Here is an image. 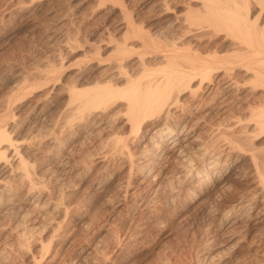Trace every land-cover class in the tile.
<instances>
[{
  "label": "rangeland",
  "instance_id": "rangeland-1",
  "mask_svg": "<svg viewBox=\"0 0 264 264\" xmlns=\"http://www.w3.org/2000/svg\"><path fill=\"white\" fill-rule=\"evenodd\" d=\"M105 1H107V3H105ZM142 1L143 0H126L125 7L127 9L129 8V10L132 9L133 12L137 11V7L143 4L145 0ZM109 2L111 1L0 0V108L2 109L4 106H8L7 108L10 110V115L6 116V119H3L5 117L2 118V122L5 121V123L2 124L13 134L11 136L16 134L14 137L17 141L21 142L22 140L20 141L19 139L25 138L26 144L28 143L32 149L39 151L36 152L34 158L33 156L28 158V162L30 164L33 163L29 167V170L32 174L30 176L34 178H32V180H34L35 184L33 181L32 184L30 180L28 181L26 179L24 181L17 178L16 173L20 170L14 172L15 177L13 181L15 182L11 180L12 178L9 180L7 179L10 186L11 181L16 185L13 186L12 184V187L16 189L13 188L16 201L14 200L15 203L13 202V204H11L13 206L7 205L2 208L3 210L0 208V264H246V262L247 264H258L259 262L256 258L260 261L259 264H264V246L262 247L264 244V230L258 232V234L253 227H248L249 229L247 227L242 228L241 222L233 225L228 223L222 229H216V224L219 221L218 219L224 218L230 207L239 206L240 203L242 204L246 200H250L249 198H251L253 194L255 195L252 196V201L254 199L258 200L257 210L261 208L264 209V203H262L264 202V198L261 197L264 196V190L262 191L264 187L259 186L258 190L256 189L257 186L255 181L257 179L255 180L256 174L253 172L254 168L252 163V157L255 155L260 162L262 161V164L264 163V131L260 133L261 130L258 131L255 128L254 131L252 130L254 129L252 126H248V124L244 125V123L249 122L250 116L248 117V115H252L254 112L258 111L259 108L261 109V103H264V97L261 95L264 94L263 89L253 87L252 79L249 78V81V79H247L249 76H245L241 70V72L239 70H235L232 73L228 72L231 76L227 75L224 77V79L232 78L233 80L237 78L236 86L239 84V88L237 87L236 91L233 89L228 92V90L222 86V79L219 77V79H217L216 74H214L211 76L212 78H210V80L207 79L206 81L205 79V85H202L201 88L199 87L202 91H193L197 92L198 95L197 93L193 95L192 92L188 91L191 93V96L186 91V94L183 93L180 96V104L183 107L185 106L184 108L189 116L185 115L183 119L179 121L176 120L177 116L174 112V115L170 117V119H174L173 121L171 120L173 123L177 121L178 127L185 121L184 132L191 127L190 130L193 137L195 136L197 138L195 141L197 143L194 142L196 145L191 143V147H195L198 143L201 144V142L205 145L207 142L205 146L208 147L209 144L212 148L216 147L218 144L219 146L226 144L227 142H225V140H232L242 144H239L238 151H235L233 154V159L236 158L235 167L230 170V173L227 175L228 177L226 176L221 180L222 182L219 181L216 183L215 186L212 187L214 190L212 188L207 190L212 193L209 194L206 191L202 196L203 198L201 197V199L193 205H190L187 200L192 192L197 189L196 184L195 186L187 185L186 192L184 191L177 196L178 199L176 198V201H171L172 203L168 201V199L170 200L168 189H166L167 191L165 192V189L157 188V191L152 192L155 190V187H153L155 182L153 181V183L150 181V178L147 180L149 183L145 184L148 186H146V190L138 189V184H136L137 187L135 186L136 177L133 174L135 172L132 171L133 169L136 171L135 167L137 168L140 165L138 163L140 161H138L139 159L136 155H134L133 158V156H127L125 152H123L124 156L118 153L119 146H116V139L117 136L122 138V143L126 145V152L134 153L135 150L138 149L134 153L136 154L139 151V148L136 147H139L141 143L138 139L143 137L146 138V136L150 135L149 133L151 131L145 132V128H142L141 134L133 138L129 131H126L128 126L124 125L122 127H125V130L122 129L121 125L124 119L122 116H119L120 114L112 120L114 123H111L112 127L110 128L111 130L108 131L109 134L99 129L101 127H96V129H82L73 125L71 129L75 130L76 128V130H72L73 133H71L70 126L67 124L65 125L66 122H63L65 119L67 120L69 116L68 111H65L66 114H63V110L67 104L64 93L66 92V88H68L64 86L70 87L71 84V86H74V84L77 83L75 85L79 88L81 83L82 87L84 84L85 87L90 84L89 82L92 77L90 74L94 69L93 66L97 62L93 49L97 47L95 45H98L97 42H99L101 38H104V40L101 39V41H105V37H107V35L104 36V34H107L105 30L114 27L113 25L118 20L117 5H114L115 8L111 9L113 4ZM254 3L249 7L250 9L253 8L251 10L252 15L256 16L255 14L257 11L259 12V7ZM133 6L136 7L134 8ZM136 8L137 10H135ZM114 14L116 16H113ZM260 14L258 15L260 19L257 17V19H259V21L257 20V24H262L264 28V6ZM113 17H115V19ZM90 44L94 45L91 46ZM51 70H54V72ZM35 71L40 75L45 74V78H41L42 75L40 76L38 73L35 74ZM32 73L36 75V78H34L35 76ZM27 74H29V76ZM20 76H23L25 79L27 78L26 80L28 82L25 83V88L22 91L16 92L14 88H12L14 86L13 83L22 80V82L25 81V79ZM239 76H242V79L245 77V81H241L242 79ZM38 78H40V81ZM246 79L248 81H246ZM209 81H211L210 84ZM8 83L13 85L10 86ZM51 85L53 86L52 88ZM40 86H43V88H40ZM205 86H207V88H205ZM28 87L29 89H27ZM10 89H12V92L9 91L8 93ZM237 89H239V91ZM231 92L234 93L232 94ZM6 93H8V95ZM1 97L4 99L1 100ZM35 102L38 106L36 105L35 108H32V104ZM61 103L64 104L62 105ZM62 106L64 108H62ZM186 107L190 108V110ZM58 108L61 110L60 113ZM119 108L122 109V106ZM116 109L112 112H115ZM37 110L39 112H37ZM56 112L61 116L58 117ZM15 114L17 115L13 116ZM62 114L65 116L63 117ZM59 118H61V120ZM50 121L55 123H51ZM10 123L13 126H11ZM51 124H54L53 126L57 125L56 130H54L55 128L53 127L54 131L59 130L63 124L66 126L61 128V133L59 131V133L53 132L55 134V137L53 136L55 141H53L54 138L52 136H49L50 138H43L42 136L45 125L48 126ZM9 127H12L13 130ZM118 127L119 129H117ZM219 127H224V131L222 128L220 131ZM225 128L228 129V134H226ZM63 129L65 130L64 132ZM212 130L216 131L213 132ZM77 131L79 133H77ZM90 131L91 133L86 134ZM217 131L222 134L220 133V136H218L219 134ZM211 133L213 134L211 135L212 137L210 136ZM56 134L58 135V140ZM69 134H71V136ZM111 135L112 138H110ZM225 135L230 139L228 140ZM232 135L233 138L231 137ZM108 136L109 139L107 138ZM40 137L42 138L41 140ZM213 137L214 139H212ZM128 139H132L133 142H130ZM241 139H243V142H247L243 143ZM220 140H224L223 143L221 141V145L219 143ZM49 141H53L55 145L52 146L53 144ZM144 142L146 143V141H143L141 145L144 144ZM210 142L212 144H210ZM57 143L59 146L55 147ZM32 144L36 148L32 147ZM50 144L51 149L54 150L50 149ZM192 144L194 146H192ZM103 145L106 147H101L102 149L104 148L102 150L100 146ZM129 147L130 150L133 149L134 151H130ZM48 149L50 150L48 151ZM116 149L117 151H115ZM240 151L243 152L244 155L239 153ZM255 152L262 159L259 158ZM114 153L117 156L114 155L115 157H112ZM194 153V151H189V154L193 157H191L192 164L198 166L200 165L198 163L200 159L197 160L198 157L196 153ZM240 154L243 157L240 156ZM64 155L66 157H62ZM130 158H132V160ZM126 160H129L131 163L129 164ZM170 160L171 159H168L167 161L170 162ZM242 160L247 161L243 162ZM66 161H68V163ZM171 162L168 163L167 168H171L172 171L178 170L172 167L174 164ZM133 164L135 166H133ZM127 165H130V167H126ZM262 166L264 167V164ZM131 168L132 171L127 170ZM66 170H68V172ZM58 172L64 173H61V175ZM232 172L234 175L236 172L237 173L234 176L231 175ZM242 173H244L243 176ZM252 174L255 175L253 176ZM60 177H62V180ZM18 180L24 181L23 184H20ZM60 180L61 182H59ZM159 180L156 184H160L162 181L164 182L161 184H166V181L167 183L169 182L168 179L165 178ZM124 181H126V184H124ZM36 182L38 183L37 185ZM9 183L7 184L9 185ZM132 183H134V185ZM40 184L42 186H39ZM25 185L29 187L27 188ZM26 188L30 189L26 191ZM36 188H40V190ZM260 188H262L261 191ZM30 190L34 192L31 193ZM136 192H140L141 194L139 193L140 195H137ZM261 193H263V195ZM215 197H217V200ZM260 198L263 201L259 200ZM48 200H51L49 201L51 205H49ZM208 200L211 201L209 202ZM52 203L58 205L56 206L58 209L52 210ZM209 206H211V210ZM213 207L216 209L213 210ZM203 212H205L206 215ZM256 227H258V225ZM222 230L224 232H222ZM256 236H259L260 239ZM251 253H253V257Z\"/></svg>",
  "mask_w": 264,
  "mask_h": 264
},
{
  "label": "bare ground",
  "instance_id": "bare-ground-1",
  "mask_svg": "<svg viewBox=\"0 0 264 264\" xmlns=\"http://www.w3.org/2000/svg\"><path fill=\"white\" fill-rule=\"evenodd\" d=\"M98 1H104V0H98ZM110 1L113 4L111 6V9L115 8L114 5H117L116 9H117V13H118V16H117L118 20L116 21L115 24L112 22L114 24L113 25L114 27L109 28L108 30H105V31H107V32H105L107 34H104V36L107 35V37H105L106 38L105 41H103L104 38H101V39H103L101 41V39L98 36V38L100 39L101 42L98 40L99 41V42H97L98 45H95L97 47L95 49H93L94 50L93 53L97 58V62L93 66L94 69H93L92 73L90 74L92 76L91 81L89 79L90 77L88 76L90 84L89 83H87V84H89L90 86L86 85V87H85V84H84V86H83L84 88H83L81 86L82 85V83H81L80 85L78 84L80 86L78 88L77 85H75V84H77L75 82H74L75 83L74 86H71L72 84L70 85V87L64 86V87H68V88H66V92L64 93L65 97H66L67 104L65 105L66 106L65 108L63 106H62V108H64L63 114H66V112L68 111L69 116H68L67 120L65 119L67 117H65L64 118L65 121H63V122H66L65 125L67 124L70 126L71 133H73L72 130H74V129H71V126L73 125L75 127L82 128V129L83 128H87V129H94L95 128L96 129V127L97 128L101 127L99 129H102L103 131L107 132V134H109L108 131H110L111 130L110 128L112 127L111 123H114V122H112V120L114 118L118 117V115L120 114L119 116H122L124 119V120L122 119L123 123H122L121 127L124 125L128 126V129L126 131H129V133L133 136V138H135L136 136H139L141 134L142 128H145V132L151 131L149 133L150 135H148V136L145 135L146 138L143 137V138L138 139L139 142L142 143L143 141H146V143L144 142V144H142V145L140 143L139 147H136V148H139V151L136 154H134V153L138 149L135 150L134 153L133 152H126L127 151L126 145L124 143H122V138L119 136H117V139L114 138L117 141L116 146H119L118 151H117V149L115 151H117L120 154H123V152H125L126 155L129 157L133 156V158H134V155H136L138 157V159H139L138 161H140L138 163L140 165L137 168L135 167L136 171H134V169L132 171V168H133L132 166H131L132 167L131 169H127V170H131L132 172H135V173H133L134 176L136 177L135 178L136 179L135 186H136V184H138L139 185L138 189L146 190L147 185H145V184L149 183V182H147V180L150 178L151 179L150 181L155 182V185L153 186V187H155V190H153L152 192L157 191L156 190L157 188L165 189L164 190L165 192L167 191L166 189H168L169 197H170V200L168 199V201L171 202V201L175 200L177 198V196H179L181 193H183L186 190L187 185H190V186L194 185L195 186V184H196L197 189L194 192H192L191 196L188 197V200H187L190 205H193L195 202H197L199 199H201V197L203 196V194L207 190L214 187L216 183H218L224 177H226L228 175V173H230V170H232L233 167H235L234 164L236 162V158L233 159V154L235 151H238L239 146L242 144L238 143L236 141H232V140L230 141L229 140L230 138L228 139V137H226V135H225V137L229 141L224 139L225 142H227L224 145H221L222 140H220L219 143L221 146H219V144L217 143L218 145L216 147L211 148V146L209 144H208V147L205 146L207 144V142L206 143L203 142V143H205V145L202 144V142H201V144L198 143L197 146L191 147V143H194L197 139L195 136L193 137L192 132L190 130L191 127H189V129L184 132L183 129H185V121L180 127H178V125H177L178 123H176L177 121L175 122L176 124L173 123L172 121L174 119L172 120V118L170 119V117L173 116L174 115L173 113L175 112V115L177 116L176 120L180 121L181 119H183V117L185 115H188L187 114L188 112L184 108L185 106L183 107L180 104L181 103L180 96L183 93H185L186 91L192 92L193 95L197 93V92H193L194 90L202 91L201 89H199V87L201 88L202 85H205L206 84L205 82L207 81V79L210 80V78H212L211 76L214 74H216L217 79H219V78L222 79V86L225 89H227L228 92L233 90V89L236 91V88L237 87L239 88V86H238L239 84L236 86L237 78H236V80L235 79L233 80L231 78L232 79L231 80V79H224V77L227 75L231 76L230 73H232L235 70H239V71L241 70L242 73L245 74V76L246 75L249 76L248 78L246 77L247 79H249V78L252 79L251 81H253L252 82L253 87L254 88L259 87V89L260 88L263 89V94H264V28H263L262 24L261 25H260V23L257 24L258 23L257 20L259 21V19H260V17H258V15L262 12V9L264 6V0H145V1L143 0L144 3L140 4L139 6L137 5L138 10L136 8L135 10H137V11H134V12L132 9L129 10V8L127 9L125 7L126 6V0L125 1L124 0H110ZM111 2H109V3H111ZM105 3H107V1H105ZM252 3H254L256 6L259 7V12L257 11L258 14L256 12V14H255L256 16L252 15L251 10L253 8L250 9V7H249L250 5H252ZM100 7H102V6H100ZM111 9H109V10H111ZM106 12H104V13H106ZM110 15H111V13H110ZM113 16H116V15L114 14ZM257 17L259 19H257ZM113 18L115 19V17H113ZM107 24H108V22H107ZM102 34H103V32H102ZM92 45H94V44H92ZM89 53H92V52H89ZM83 70H82V72H83ZM51 71L54 72V70H51ZM10 72H11V70H10ZM40 72H41V70H40ZM228 72H230V73H228ZM36 73H38V72L35 71V74ZM19 74H21V73H19ZM8 75H10V74H8ZM11 75H13V74H11ZM15 75H17V74H15ZM27 75L29 76V74H27ZM38 75H40V74L38 73ZM41 75L40 76L42 78V77H44L45 74L44 75L41 74ZM79 75H81V74H79ZM34 76L33 77L36 78V75H34ZM11 77H13V76H11ZM20 77L22 78L23 76H20ZM20 77H18V78H20ZM25 77H27V76H25ZM235 77H236V73H235ZM239 77H241V79L243 78L242 76H239ZM76 78H75V80H76ZM23 79H25V78L23 77ZM26 79H25L26 82L25 81L22 82L23 81L22 80L20 82L13 83L14 86L12 88H14V90L16 92L22 91L25 88V83L28 82ZM39 79L40 78H38V80ZM85 79H86V77H85ZM205 79H206V81H205ZM244 79H245V77H244ZM244 79H242L241 81H245ZM247 79H246V81H248ZM250 79H249V81H250ZM32 80H34V79H32ZM5 81H3V82H5ZM12 81H13V79H12ZM211 81H209V84ZM65 82H66V80H65ZM67 82H68V80H67ZM80 82H81V80H80ZM9 84H10V86L13 85V84L11 85V83H8V85ZM194 84H195V86H194ZM41 85H44V84H41ZM44 86H46V85H44ZM52 87L53 86L51 85V88ZM40 88H43V86H40ZM196 88H198V89H196ZM205 88H207V86H205ZM27 89H29V87ZM64 90H62V91H64ZM237 90L239 91V89H237ZM9 91L12 92V89L8 90V93H9ZM58 91L59 90L57 89V92ZM190 92H188V93L191 95ZM8 93H6V94L8 95ZM10 94H12V93H10ZM13 94H14V92H13ZM59 95H60V93H59ZM197 95H198V93H197ZM261 96L264 97V95H261ZM20 97H21V95H20ZM2 99H4V98L1 97V100ZM5 99H6V97H5ZM23 99H25V98H23ZM37 99H39V98H37ZM60 100H61V98H60ZM263 100H264V98H263ZM66 101L64 100L65 103H66ZM19 103H20V101H19ZM258 103H259V101H258ZM36 105H37L36 102L33 103L32 108H35ZM43 105H45V104H43ZM119 105L122 106V109L119 108L120 107ZM182 105H184V104H182ZM30 106H31V104H30ZM7 107L8 106H6V107L4 106V108H2V109L0 108V208L1 209L3 207H6L7 205L13 204V202L15 200V197H16V196H14L15 195V193H14L15 188L12 187V184H13L12 181H13V178L15 177L14 176L15 171L17 172V170L18 171L20 170L19 172L16 173L17 178L24 180V181L27 179L28 181L30 180L31 183H32V181L34 183V180H32L33 177L30 176L32 174L30 173V170H29V167L33 163L30 164L28 162L29 161L28 158L32 157V156L34 158V155L38 151V150L36 151V149L35 150L32 149L31 146L28 145V143L26 144L25 138L19 139L20 141L22 140L21 142L17 141V139L14 137V136H16V134L14 136H11L13 134H11L10 131L8 130V128L2 124V123H5V121L2 122V118L5 117L3 119H6V116L10 115V110ZM28 108H29V105H28ZM59 108H58V111L60 113L61 110H59ZM62 108H60V109H62ZM116 108H118V109H116ZM186 108L190 110V108H188V107H186ZM115 109H116V111L112 112ZM38 110H39V108H38ZM38 110H37V112L40 111V110L39 111ZM191 112H189V113H191ZM17 114H15L13 116H16ZM57 115H58V113H57ZM60 116L58 115V117H60ZM64 116L65 115H63V117ZM248 117H249L250 123L247 122V123H244V125L248 124V126L249 125L252 126L254 128L252 130H254V131H255V128L258 131L261 130L260 133L262 131H264V103L263 104L261 103V109L259 108L258 111L254 112L252 115L251 114L248 115ZM248 117H246V118H248ZM46 118H47V116H46ZM43 119H44V117H43ZM51 119H52V117H51ZM59 119L61 120V118H59ZM118 119H120V118H118ZM41 120H42V118H41ZM60 120H58V121L61 122ZM238 121H239V119H238ZM50 122L52 123L53 121H50ZM53 123H55V122H53ZM179 123H181V122H179ZM53 125L52 124L48 125V126L45 125V128L42 127L44 129L43 135H42L43 138H47L49 136L53 137L55 135L53 132L59 133L60 130H62L61 128L63 126H65L64 124L61 127L58 125L60 127L59 130L54 131L57 129L56 128L57 125H55V126H53ZM117 125H119V124H117ZM6 126H7V123H6ZM11 126H13V125L11 124ZM53 127L55 128L54 130H53ZM9 128L11 129L12 127H9ZM221 128L224 131V127H219L220 131H221ZM117 129H119V127ZM122 129L125 130V127L124 128L122 127ZM12 130H13V128H12ZM14 130H16V129H14ZM75 130H76V128H75ZM216 130H217V128H216ZM227 130L228 129L225 130L226 134L229 133V131L227 132ZM64 131L65 130L63 129V132ZM215 131H213V132H215ZM244 131H246V130H244ZM225 132H223V133H225ZM68 133H70V132H68ZM77 133H79V132L77 131ZM89 133H91V131L87 132L86 134H89ZM94 133H98V132H94ZM94 133H92V134H94ZM119 133H118V135H119ZM212 133L210 134V136L213 135ZM217 133L219 134L218 136H220L221 132L219 133L217 131ZM61 135H60V137H61ZM69 135L71 136V134H69ZM233 135L231 136L232 138H233ZM39 136H41V135H39ZM57 136L58 135L56 134V138H57ZM60 137H59V139H60ZM214 137H215V135H214ZM214 137L212 139H214ZM221 137H222V135H221ZM107 138L109 139V136ZM110 138H112V135ZM41 139L42 138L40 137V140ZM217 139H218V137H217ZM57 140H58V138H57ZM106 140H105V142H106ZM133 140H136V139H133ZM237 140H240V139H237ZM242 140L243 139H241V141ZM53 141H55V138ZM53 141L52 142L49 141V142L51 144H53L54 143ZM107 141H109V140H107ZM129 141L131 142L132 139ZM223 141H222V143H223ZM111 142H113V141H111ZM59 143H61V142H59ZM195 143H197V142H195ZM195 143H194V145H196ZM33 144H32V147H34ZM51 144L49 145L50 149H51ZM210 144H212V143L210 142ZM54 145L55 144H53L52 146H54ZM107 145H109V144H107ZM194 145L192 144V146H194ZM58 146L59 145L57 143V145L55 147H58ZM104 146L105 145L100 146V148L104 147ZM137 146H138V144H137ZM243 146H245V145H243ZM55 147H52V148H55ZM34 148H36V147H34ZM241 148H243V147H241ZM50 149H48V151ZM45 150H46V148H45ZM51 150H54V149H51ZM122 150H124V151H122ZM129 150H130V147H129ZM132 150L133 149H131L130 151H132ZM246 150H248V149H246ZM189 151H194L196 153V156L198 157L197 160L200 159V160H198V161H200V162H198L200 165L194 166L192 164L193 163L192 162L193 157H192V155L189 154ZM64 152H66V151H64ZM252 152H249V153L253 154L254 152L253 153ZM239 153L243 154V152H241V151ZM102 154H105V153H102ZM114 155H116V154L114 153L112 155V157H115ZM237 155H236V157H237ZM120 156H122V155H120ZM123 156H124V154H123ZM240 156H242V155L240 154ZM62 157H66V156L64 155ZM108 157H110V156H108ZM128 158H125V159H128ZM259 158H261V157L259 156ZM130 159L132 160V158H130ZM168 159L172 160V162L170 160V162L174 164L172 167H174V169H178V170L172 171L171 168L170 169L167 168L168 163H170L167 161ZM129 160H126V161L129 162ZM245 161H247V160H245ZM245 161H243V162H245ZM60 162H61V160H60ZM66 162L68 163V161H66ZM248 162H250V161H248ZM130 163L131 162H129V164ZM252 163H253V168H254L253 172L256 174V175L254 174L256 176L255 180L257 179L255 181L256 186H257L256 189L258 190L259 186L264 187V167L262 166L264 163L262 164V161L260 162L258 157L256 158V155L252 157ZM68 165H70V164H68ZM51 166H53V165H51ZM133 166H135V165L133 164ZM249 166H250V164H249ZM57 167H59V166H57ZM76 167H78V166H76ZM126 167L129 168L130 165L129 166L127 165ZM80 169H82V168H80ZM80 169H77V170H80ZM57 171H59V170H57ZM66 171L68 172V170H66ZM61 173H64V172H61ZM61 173H59V174H61ZM236 173H235V175H236ZM244 173H242V176ZM49 174H51V173H49ZM231 175H234L233 172ZM240 176H241V174H240ZM35 177H38V176H35ZM61 178L62 177H60V179ZM161 178L168 179L169 182L167 183V181H166V184H161L162 182H164V181H162L160 184L159 183L156 184V182ZM7 179L12 180L11 186H10V183L7 181ZM21 180H18V181H20V184L21 183L23 184L24 181L22 182ZM61 180L59 182H61ZM226 180H228V179H226ZM13 182H15V181H13ZM16 182H17V180H16ZM7 183H9V185ZM18 184H19V182H18ZM37 184L38 183L36 182V185ZM63 184H65V183H63ZM66 184H67V182H66ZM124 184H126V181H124ZM132 184L134 185V183H132ZM14 185H15V183L13 184V186ZM39 186H42V185L40 184ZM124 186H126V185H124ZM21 187H22V185H21ZM40 188L39 189L36 188V189L40 190ZM29 189H27L26 191H28ZM261 189L262 188H260V191H261ZM263 190L264 189H262V191ZM41 191H42V188H41ZM191 191H193V190H191ZM33 192L34 191H31V193H33ZM207 192L209 194L212 193V192L210 193L209 191H207ZM136 193L138 195L140 192L139 193L136 192ZM23 194H24V192H23ZM28 194H29V192H28ZM39 194H42V193H39ZM261 194L263 195V193H261ZM17 195H19V194H17ZM254 195L255 194H253L252 196H254ZM141 196H143V195H141ZM220 196H222V195H220ZM252 196H251V198H252ZM261 197L264 198V196H261ZM215 198L217 200V197H215ZM251 198H249L250 200H246V201L244 199L245 202L242 204L240 203V205L238 204L239 206H237V205L234 206L233 205L234 202H233L232 205L234 207L229 206L230 208L227 211L224 218L222 217V219H220V218L218 219L219 221L216 224V229L220 230L225 225H227L228 223L233 225L235 223L241 222L242 228L243 227H247V228L253 227V228H255V231H257V233L262 232L264 230V209L261 208V209L257 210L258 200L254 199L252 201L253 198L252 199ZM210 199H212V198H210ZM51 200H48V202ZM259 200H262V199L260 198ZM262 203H264V202H262ZM52 204H53L52 210L56 209V208L58 209V207H56L58 205H56V204L54 205V203H52ZM41 205H42V203H41ZM49 205H51L50 202H49ZM11 206H13V205H11ZM183 206H185V205H183ZM210 207L211 206H209V209H210ZM50 208H48V209H50ZM215 209L213 207V210H215ZM205 212H203V213L205 214ZM211 214H212V212H211ZM20 217H22V216H20ZM19 219H22V218H19ZM257 225H258V227H256ZM31 228H32V226H31ZM244 231H246V230H244ZM222 232H224V231L222 230ZM242 238H243V236H242ZM244 238H245V236H244ZM259 239H260V237H259ZM20 242H22V241H20ZM263 246H264V244L262 245V247ZM214 248H215V246H214ZM255 250H254V252H255ZM252 254L253 253H251V256L253 257ZM258 255H259V253H258ZM254 260H255V258H254ZM256 260L260 263L258 258H256ZM241 261H243V260H241ZM36 263H37V260H36ZM246 264H247V262H246Z\"/></svg>",
  "mask_w": 264,
  "mask_h": 264
}]
</instances>
